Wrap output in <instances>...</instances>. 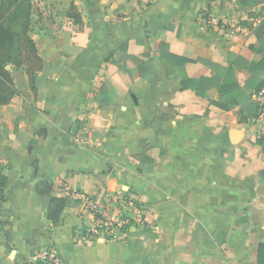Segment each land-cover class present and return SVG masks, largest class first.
<instances>
[{
    "label": "crops",
    "instance_id": "1",
    "mask_svg": "<svg viewBox=\"0 0 264 264\" xmlns=\"http://www.w3.org/2000/svg\"><path fill=\"white\" fill-rule=\"evenodd\" d=\"M44 70L36 90L8 65L17 94L0 105V264H25L54 248L66 264H258L264 244L263 147L241 107L225 111L184 80L227 67L251 97L248 66L264 60L256 35L263 0H32ZM190 61L177 69L160 46ZM151 63L152 79L137 62ZM264 79V75H263ZM119 106L102 110L101 88ZM243 131L234 143L231 134ZM135 198L144 223L116 239L96 235L69 200L47 220L37 188Z\"/></svg>",
    "mask_w": 264,
    "mask_h": 264
},
{
    "label": "trees",
    "instance_id": "2",
    "mask_svg": "<svg viewBox=\"0 0 264 264\" xmlns=\"http://www.w3.org/2000/svg\"><path fill=\"white\" fill-rule=\"evenodd\" d=\"M31 10L32 0H0V105L8 104L17 94L11 73L7 69L8 65L23 68L30 77L33 90H36V73L44 70L35 41L30 36L31 29L35 24ZM256 37L258 43L264 47V28ZM160 51L163 60L173 68L181 69L190 63L189 60L171 53L168 45L162 44ZM202 62L219 72V76L216 79H210L199 75L184 80L181 83L182 90H194L197 95L205 97L207 91L212 87H217L220 99V102L215 103L217 107L225 111H228L231 106L241 107L243 112L248 113L250 120L253 119L257 114V108L251 97L264 86V60L259 63H251L248 66L251 78L246 84L251 90V97L236 80L232 64L221 67L207 61ZM137 63L139 69H145V77L152 79L154 76L152 64L139 61ZM97 102L102 110H111L119 106L116 92L106 86L101 88ZM258 144L263 147L264 155V137L258 138ZM260 177L264 181V170L260 172ZM5 183V170L0 168V206L7 200L4 191ZM37 190L43 196L47 220L54 226L60 225L62 214L69 200L53 197L51 195L53 187L48 183L40 185ZM258 264H264V244L259 245Z\"/></svg>",
    "mask_w": 264,
    "mask_h": 264
},
{
    "label": "built area",
    "instance_id": "3",
    "mask_svg": "<svg viewBox=\"0 0 264 264\" xmlns=\"http://www.w3.org/2000/svg\"><path fill=\"white\" fill-rule=\"evenodd\" d=\"M252 102L257 108L256 116L250 120L256 130L257 138L264 137V86L252 97ZM67 199L81 206L82 211L90 215L94 228L83 232V240L101 235L106 239H116L125 234L134 224L144 223L142 209L135 198L130 196H113L101 192L97 196L82 194L79 191L65 187ZM25 264H66L54 248L39 250L31 255Z\"/></svg>",
    "mask_w": 264,
    "mask_h": 264
},
{
    "label": "water",
    "instance_id": "4",
    "mask_svg": "<svg viewBox=\"0 0 264 264\" xmlns=\"http://www.w3.org/2000/svg\"><path fill=\"white\" fill-rule=\"evenodd\" d=\"M243 131L234 132L231 134L232 141L237 143L243 136Z\"/></svg>",
    "mask_w": 264,
    "mask_h": 264
}]
</instances>
